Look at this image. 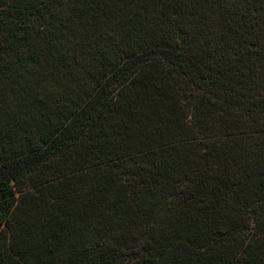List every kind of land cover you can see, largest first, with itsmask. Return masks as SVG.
Returning a JSON list of instances; mask_svg holds the SVG:
<instances>
[{"label":"trees","instance_id":"1","mask_svg":"<svg viewBox=\"0 0 264 264\" xmlns=\"http://www.w3.org/2000/svg\"><path fill=\"white\" fill-rule=\"evenodd\" d=\"M0 264H264V0H0Z\"/></svg>","mask_w":264,"mask_h":264}]
</instances>
